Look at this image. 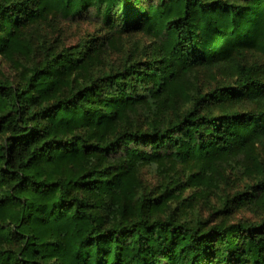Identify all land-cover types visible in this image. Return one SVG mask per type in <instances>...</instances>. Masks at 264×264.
I'll list each match as a JSON object with an SVG mask.
<instances>
[{"label": "trees", "instance_id": "trees-1", "mask_svg": "<svg viewBox=\"0 0 264 264\" xmlns=\"http://www.w3.org/2000/svg\"><path fill=\"white\" fill-rule=\"evenodd\" d=\"M85 20L101 35L17 60L33 27ZM138 32L150 54L103 63ZM249 52L264 62V0H0V59L16 68L0 72V264H264V218L208 226L178 211L180 189L217 190L230 163L252 182L218 212L264 206V77ZM197 69L220 79L197 85ZM167 160L198 170L145 190L140 168Z\"/></svg>", "mask_w": 264, "mask_h": 264}, {"label": "rangeland", "instance_id": "rangeland-1", "mask_svg": "<svg viewBox=\"0 0 264 264\" xmlns=\"http://www.w3.org/2000/svg\"><path fill=\"white\" fill-rule=\"evenodd\" d=\"M49 25L48 21H44L42 25L35 26L29 30V42L33 46V50L28 57L19 58L23 65L38 61L42 54L39 52V45L53 46L56 48L67 47L75 45L80 39H86L91 36L101 35L98 32L95 24L91 20L83 22H53ZM115 46L106 50L103 56V63L120 65L121 60L128 53L140 54L141 57L150 54L152 40L146 37L143 33H132L123 35L116 39ZM248 61H255L260 65V73L264 77V62L258 57L256 53L249 52L246 54ZM16 71L12 63L0 59V72L8 77L14 76ZM214 75L220 79L217 70L211 71L197 69L192 81L200 86H210L214 83ZM144 114H139L135 118V122L142 129L145 127L143 123ZM255 154L257 158L264 163V144L255 145ZM167 166L161 168L155 164L144 165L139 170V178L145 190L155 192V189L161 184L168 181V177H172L179 183H185L186 180L194 174L198 168L196 164L187 163L180 164L167 160ZM246 160L241 162V166L246 164ZM239 163H230L223 165V172L227 176V182L220 184L217 190H210L207 188L189 185L186 188L180 189V198L184 199L179 206L178 211L184 220L201 219L206 221L208 226L218 223H225L226 225L238 224L244 222H257L264 218V206L252 205L234 209L228 205V213H219L218 210H223L226 200L229 199L236 189L242 188L244 185L251 183L250 175L244 174ZM225 202V203H224ZM176 203L171 204L174 207Z\"/></svg>", "mask_w": 264, "mask_h": 264}]
</instances>
